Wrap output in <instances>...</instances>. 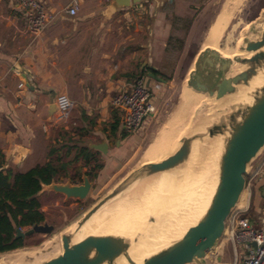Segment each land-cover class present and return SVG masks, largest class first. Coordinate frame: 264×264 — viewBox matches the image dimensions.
Wrapping results in <instances>:
<instances>
[{
	"label": "crops",
	"instance_id": "0c3cea01",
	"mask_svg": "<svg viewBox=\"0 0 264 264\" xmlns=\"http://www.w3.org/2000/svg\"><path fill=\"white\" fill-rule=\"evenodd\" d=\"M41 2L53 20L40 37L33 39L26 31L17 0H0V161L3 172L24 173L48 162L44 149L54 135L53 129L60 126L66 129L69 120L54 125L53 118L56 111L68 103L73 104L71 113L81 110L86 111V116L92 111L96 114L90 127L102 125L104 128L90 133L97 138L92 144H107L106 155L99 152L102 157L112 155V141L114 147L120 149L124 141L109 136L108 127L115 119L121 126L120 114L110 108L111 97L130 85V73H143L139 79L145 84L148 82L150 67L155 69L151 65L152 57L171 30L170 25H166L167 16L172 11L179 15L191 8V0H147L140 7L110 13V0H78V11L70 16L65 9L71 0ZM129 45L135 47L127 48ZM21 73L25 74L31 88L21 83ZM148 83L154 87L153 82ZM155 94L153 90L154 100ZM262 160L263 157L256 161L253 168ZM263 178L264 163L250 190L253 211L248 218L255 226H259L264 210ZM223 240L227 241L223 250L217 255L219 249L209 254L208 259L211 255L215 257L207 264H244L243 247L239 245L240 255L236 248L230 255L225 252L229 241Z\"/></svg>",
	"mask_w": 264,
	"mask_h": 264
},
{
	"label": "water",
	"instance_id": "95a60500",
	"mask_svg": "<svg viewBox=\"0 0 264 264\" xmlns=\"http://www.w3.org/2000/svg\"><path fill=\"white\" fill-rule=\"evenodd\" d=\"M147 0H110V13L132 6L140 7ZM157 1V0H155ZM252 32L250 31V34ZM252 37H244L241 51L252 54L249 57H237L234 60L221 58L216 51L201 50L194 61V69L190 71L186 81L187 87L202 93L209 98L219 100L226 95L235 93L238 85L247 86L259 72L264 76V27L260 32L253 31ZM233 63L245 66L240 73L227 77ZM154 70V68L150 67ZM149 80L165 84L157 76L148 74ZM19 80L26 87L31 88L25 74L19 75ZM148 80V82H149ZM146 83L148 87L149 83ZM248 102H240L228 109L218 112L202 134H194L180 139L178 149L168 157L158 162L143 164L126 175L109 193L92 205L77 221L80 228L92 215L102 207L115 200L128 187L137 181L172 170L185 163L190 155L193 141L202 142L205 137H221V150L217 159V182L204 213L194 226L189 227L180 238L172 239L166 247L143 259L141 264H207V256L220 246L225 233L226 221L236 209L237 203L246 189V177L253 165L264 156V82L249 93ZM119 141H117L118 143ZM116 143V144H117ZM90 149L104 155L107 144L88 145ZM92 183L89 177L82 174L80 183L73 184L69 177L64 182L41 184L43 191L53 192L63 196L65 201H83L89 194ZM37 194V195H38ZM264 198V186L261 193ZM156 220L148 216L147 224ZM53 226L47 222L34 224L25 231L15 232L16 239H25L33 235H49ZM62 253L38 263L34 258L47 254L52 248H37L34 256L24 258L28 264H115L123 256L128 264H137L129 257L127 251L131 243L135 242L141 233L131 239L124 236L105 235L87 236L82 241L71 244L70 235L60 234ZM16 249L2 254H10Z\"/></svg>",
	"mask_w": 264,
	"mask_h": 264
},
{
	"label": "bare ground",
	"instance_id": "6f19581e",
	"mask_svg": "<svg viewBox=\"0 0 264 264\" xmlns=\"http://www.w3.org/2000/svg\"><path fill=\"white\" fill-rule=\"evenodd\" d=\"M240 1L226 0L222 4L221 11L216 15L205 37L206 40H203L205 43L202 44V51L205 49L216 51L221 58L229 60L252 55L240 50L243 47L244 38H240L241 41L234 40V32L238 24H234L232 20ZM226 31L228 32L223 38ZM221 41L223 47H220ZM193 69L194 63L188 70ZM244 69L245 66L233 63L227 77H232ZM187 79H185L179 103L171 114L169 126L166 129L169 133L183 129L181 138L204 133L211 122L218 118L219 111L242 101H250L249 93L264 82V76L259 72L247 86L238 85L235 87V93L215 100L187 87ZM180 139L170 152L158 161L173 154L180 145ZM220 150V136L205 137L202 142L193 141L190 155L185 163L172 170L137 181L115 200L92 215L80 228L75 222L73 226L64 230V233L70 235L71 244H75L87 236L116 235L132 239L136 233L140 232L141 235L131 243L127 253L131 260L141 264L143 259L166 247L172 239L180 238L204 213L217 182L216 169ZM246 195L244 191L236 209L245 207ZM148 216L155 217V222L147 224ZM60 237L61 235L42 246L45 249H52L49 253L34 258L32 262L38 263L59 256L62 253ZM219 248L220 246L215 250ZM35 253L37 249L2 254L0 264H28L24 258L32 257ZM115 264L128 263L121 256Z\"/></svg>",
	"mask_w": 264,
	"mask_h": 264
},
{
	"label": "rangeland",
	"instance_id": "374dc122",
	"mask_svg": "<svg viewBox=\"0 0 264 264\" xmlns=\"http://www.w3.org/2000/svg\"><path fill=\"white\" fill-rule=\"evenodd\" d=\"M225 1L191 0L189 11H183L179 15L172 11L167 16L166 25L169 24L171 30L165 36V42L158 45L151 62V65L160 73V76L157 77L165 82V84H161L149 80V82H153L154 86H157L154 89V93H156L155 111L143 123L142 129L138 133L123 139L124 144L120 149L114 147L113 141L110 143L113 149L111 156L104 158L100 153H94V160H91L87 165H83L81 161L73 162L79 148L92 144L97 139L90 131L96 129L100 132L104 128L102 125L90 127V122L96 119V114L93 111L90 116H86L84 114L86 111L73 110L66 129L64 126L53 129L54 135L49 139L46 149H44L46 160L57 166L66 165L64 169L66 177L73 175L74 169L79 165L83 166V173L88 172L96 177L89 178L92 188L83 201H65L63 196L49 191L38 194L41 211L45 213L47 223L53 226V231L49 235H33L25 238L20 250L32 251L59 237L64 230L73 226L75 221L109 193L126 175L145 163L158 161L170 152L183 135L184 130L180 129L178 132L169 133L166 130L169 126L168 121L179 103L185 79L190 73L188 69L202 50L205 37H207L216 15L221 11ZM236 9L232 20L234 24H238L234 32L235 41L238 39L241 41L244 37H252L253 31L260 32L263 29L264 0H241ZM227 32L223 34V38ZM142 40L145 41V38ZM126 47L131 49L135 46ZM136 47H138L137 44ZM220 47H223L222 41ZM141 76L143 75L139 73H130L128 81L131 84ZM98 166H102V169H97ZM63 177L62 175V182L66 178ZM246 196L248 198V195ZM249 197L248 210L243 215L246 218L253 211L252 191ZM226 242L223 240L221 245ZM226 247L225 252L233 254L231 241ZM235 248L240 255L239 245L235 244ZM217 254L218 251L215 255ZM214 257L211 255L208 260L213 261Z\"/></svg>",
	"mask_w": 264,
	"mask_h": 264
},
{
	"label": "built area",
	"instance_id": "2783aa9c",
	"mask_svg": "<svg viewBox=\"0 0 264 264\" xmlns=\"http://www.w3.org/2000/svg\"><path fill=\"white\" fill-rule=\"evenodd\" d=\"M17 5L25 19L27 33L36 39L40 37L46 27L53 20V16L47 12L41 0H17ZM79 8L78 0H71L65 13L74 16ZM154 86H146L143 79H137L126 89L115 93L110 100V108L120 114L122 133L132 136L142 129L143 123L154 113L155 100ZM72 103L56 111L53 118L54 125L66 123L69 119ZM264 163V156L261 164L252 168L246 177L245 192L248 195L246 205L235 209L226 221L223 239L231 241L235 253V244L241 245L244 249V264H264V210L261 214L259 226L243 217L248 210L249 196L252 182L260 173ZM264 180V178H263ZM23 231L24 229H19ZM236 256V255H235Z\"/></svg>",
	"mask_w": 264,
	"mask_h": 264
},
{
	"label": "trees",
	"instance_id": "16d2710c",
	"mask_svg": "<svg viewBox=\"0 0 264 264\" xmlns=\"http://www.w3.org/2000/svg\"><path fill=\"white\" fill-rule=\"evenodd\" d=\"M149 71L154 76H160L156 69ZM139 74L142 75L143 73ZM119 128V121L115 119L108 127L109 136L119 140L127 138L128 135L119 133ZM94 153L99 152L91 150L87 146L81 147L73 162L81 161L83 165H87L91 160H94ZM65 166H57L48 161L24 173L13 172L12 170L3 172L0 161V254L23 246L24 240L15 238L17 229H27L34 224H41L45 221L46 215L41 211L37 194L41 189V184L48 185L52 181L62 182L61 176L66 177ZM97 169H102V166H98ZM82 170V165L74 169L73 175L69 176L71 183H80L82 174L89 178L96 177L88 172L83 173Z\"/></svg>",
	"mask_w": 264,
	"mask_h": 264
},
{
	"label": "flooded vegetation",
	"instance_id": "af4514ba",
	"mask_svg": "<svg viewBox=\"0 0 264 264\" xmlns=\"http://www.w3.org/2000/svg\"><path fill=\"white\" fill-rule=\"evenodd\" d=\"M44 222H47V221H46V219H45V221H44ZM42 223H43V222H42ZM19 249H20V248H19Z\"/></svg>",
	"mask_w": 264,
	"mask_h": 264
}]
</instances>
